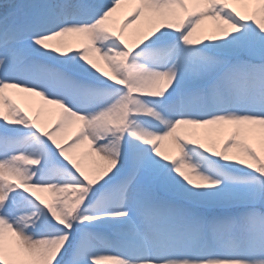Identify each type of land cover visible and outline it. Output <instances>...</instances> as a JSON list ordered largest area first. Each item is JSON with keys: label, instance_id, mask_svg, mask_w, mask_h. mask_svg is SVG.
<instances>
[{"label": "snow or ice", "instance_id": "6c2138e0", "mask_svg": "<svg viewBox=\"0 0 264 264\" xmlns=\"http://www.w3.org/2000/svg\"><path fill=\"white\" fill-rule=\"evenodd\" d=\"M3 8L0 264H264V0Z\"/></svg>", "mask_w": 264, "mask_h": 264}, {"label": "rangeland", "instance_id": "374dc122", "mask_svg": "<svg viewBox=\"0 0 264 264\" xmlns=\"http://www.w3.org/2000/svg\"><path fill=\"white\" fill-rule=\"evenodd\" d=\"M7 3H12V1H11V0H0V13H3V11H4L3 5H4V4H7ZM69 41H70L71 43H73V46H74V47L76 46L75 43H74V41H72V38H69ZM29 103H31V102H22V106L27 107ZM42 119H44L45 121H47V120H48V117H47V116H44V117H42ZM73 130H74V129H73ZM70 131H71V130H70ZM42 195H43L44 198H46V199L49 198V196H48L47 193H44V194H42Z\"/></svg>", "mask_w": 264, "mask_h": 264}]
</instances>
